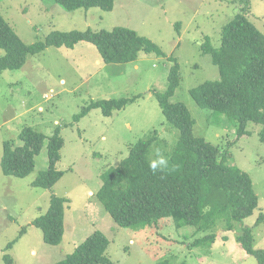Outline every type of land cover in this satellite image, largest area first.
<instances>
[{"label":"rangeland","instance_id":"rangeland-1","mask_svg":"<svg viewBox=\"0 0 264 264\" xmlns=\"http://www.w3.org/2000/svg\"><path fill=\"white\" fill-rule=\"evenodd\" d=\"M241 10L264 32V0H114L109 11L97 7L66 11L53 0H0V13L27 44L44 40L52 30L124 26L150 39L163 52L140 51L134 61L105 63L93 44L81 41L72 48L48 46L29 55L21 68L0 72V158L2 142L20 144L18 133L25 125L46 136L59 126L64 140L56 164L64 174L50 189L31 185L38 172L47 168V137L26 177L4 175L0 165V264H4V253L13 264L57 262L94 230L108 238L105 254L114 264H158L164 260L169 264H258L242 249L237 236L242 226H251L253 248L264 249L260 125L249 122L247 129L252 134L236 138L232 127L219 122L223 115L217 117L199 107L189 94L204 81L219 78L210 55L201 51L204 37L209 36L218 46L222 26ZM171 55L180 65L181 76L171 101L188 108L196 136L217 145L227 153L229 165L249 174L258 196L253 213L234 222L232 230L226 229L222 220L216 223L211 246L191 245L205 233L192 226L175 228L171 218L160 219L154 226L119 227L95 196L105 169L123 159L130 144L149 131L156 130L169 147L176 143L177 130L166 122L154 95L166 88ZM135 95L140 97L110 116L92 108L74 120L91 100ZM51 194L68 199L63 205L64 233L57 245L45 243L42 231L31 224L46 212ZM258 217L262 219L255 223ZM22 227L26 231L16 238ZM11 241V248H6Z\"/></svg>","mask_w":264,"mask_h":264},{"label":"trees","instance_id":"trees-1","mask_svg":"<svg viewBox=\"0 0 264 264\" xmlns=\"http://www.w3.org/2000/svg\"><path fill=\"white\" fill-rule=\"evenodd\" d=\"M64 10L97 7L109 11L114 0H53ZM245 4V3H244ZM245 8V7H244ZM245 10L233 15L220 30V43L214 46L205 36L200 44L203 54H209L218 69L219 78L206 80L191 88L189 94L201 108L213 115L224 116L219 122L234 129L236 138L252 134L248 123L260 125L259 141L264 144V32L248 18ZM93 44L105 63H128L136 60L140 51L162 55L161 49L145 36L124 26L110 30H52L44 40L27 44L0 13V72L21 68L29 55L42 52L48 46L72 48L78 42ZM166 88L154 92L166 122L177 130L174 146H168L156 130L130 144L127 155L101 174V185L95 196L119 227L154 226L163 218H171L175 228L192 226L205 235L195 238L193 246H211L213 229L219 220L225 228L233 229L234 222L250 216L258 206V196L252 179L245 171L227 163V153L193 133L195 120L182 102H173L180 83V65L171 55ZM140 95L91 100L74 120L78 121L92 108L104 116L135 102ZM222 126V127H223ZM47 137V168L40 170L31 182L34 187L50 189L63 176L56 168L64 140L57 126L50 136L31 126L18 133L20 144L2 142L0 160L4 175L26 177L34 168L35 156ZM160 148L169 159V166L153 174L148 162ZM67 197L51 194L46 212L31 221L42 231L43 241L50 245L61 242L64 233V204ZM262 216V215H261ZM262 217H258V223ZM188 231V229H186ZM26 231L22 227L16 238ZM189 232V231H188ZM208 232V233H206ZM17 240V239H15ZM14 240V241H15ZM251 226H242L237 241L242 249L264 264V249L253 248ZM12 241L6 248H11ZM109 240L94 230L63 259L51 264H114L105 254ZM4 264H13L9 254H3ZM158 264H169L166 260Z\"/></svg>","mask_w":264,"mask_h":264},{"label":"clouds","instance_id":"clouds-1","mask_svg":"<svg viewBox=\"0 0 264 264\" xmlns=\"http://www.w3.org/2000/svg\"><path fill=\"white\" fill-rule=\"evenodd\" d=\"M169 166V159L163 153L160 148H155L154 150V157L149 160L148 167L149 170L155 174L157 172H162Z\"/></svg>","mask_w":264,"mask_h":264}]
</instances>
